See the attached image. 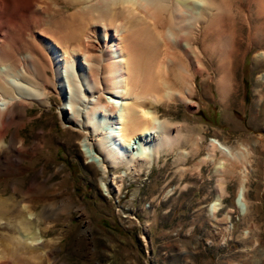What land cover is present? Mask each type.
Wrapping results in <instances>:
<instances>
[{"label": "rangeland", "instance_id": "1", "mask_svg": "<svg viewBox=\"0 0 264 264\" xmlns=\"http://www.w3.org/2000/svg\"><path fill=\"white\" fill-rule=\"evenodd\" d=\"M215 1L220 10L212 12L223 21L198 37L204 69L193 77L195 105L165 100L155 106L162 119L201 128L196 149L183 146L184 157L176 150L160 155L148 172L133 171L108 196L80 135L60 124L66 95L50 91L47 106L33 103L16 115L18 126L9 127L0 150V196L14 194L34 211L66 203L49 224L36 223L47 262L264 264V80L258 79L264 59L254 60L264 50V0ZM213 139L245 159L217 169L223 157L215 150L212 161L201 160ZM242 179L246 213L237 197ZM38 181L43 190L27 196Z\"/></svg>", "mask_w": 264, "mask_h": 264}, {"label": "bare ground", "instance_id": "2", "mask_svg": "<svg viewBox=\"0 0 264 264\" xmlns=\"http://www.w3.org/2000/svg\"><path fill=\"white\" fill-rule=\"evenodd\" d=\"M220 6L215 0H0V150L9 127L18 126L16 115L33 103L47 106L53 91L66 95L60 124L80 135L108 196L133 171L148 172L160 155L176 150L184 157L183 146L196 149L201 128L162 119L155 106L165 100L195 105L193 77L204 69L198 37L213 22L222 24V15L212 12ZM260 58L264 50L255 53L254 60ZM210 142L201 160L212 161L217 150L223 157L217 169L245 159ZM243 180L237 197L246 213ZM43 184L31 183L27 196L39 195ZM22 202L14 194L0 196V264H51L36 223L49 224L57 211L66 212V203L34 211Z\"/></svg>", "mask_w": 264, "mask_h": 264}]
</instances>
